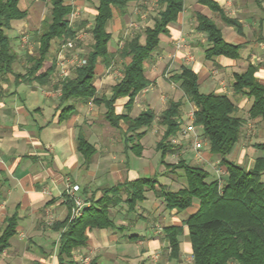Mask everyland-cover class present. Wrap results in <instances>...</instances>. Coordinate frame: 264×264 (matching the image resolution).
Here are the masks:
<instances>
[{"label":"crops","instance_id":"crops-1","mask_svg":"<svg viewBox=\"0 0 264 264\" xmlns=\"http://www.w3.org/2000/svg\"><path fill=\"white\" fill-rule=\"evenodd\" d=\"M97 1L96 7L90 8L94 20ZM213 1L228 18L236 19L241 28L226 24L219 12L200 0H184V10L177 21L168 26V33L160 36L158 48L145 62V75L150 84L137 95L131 108L127 107L128 97L116 102L117 115L136 118L146 111L155 114L151 128L141 130L140 133L146 132V135L135 142L142 147L141 155L132 149V144H127L126 122L121 120L119 127L110 125L104 105H97L93 100L61 102L63 82L73 78L82 66L71 65L70 76L62 81L60 55L76 56L80 62L87 59L94 46L91 33L94 21L88 25L90 36L82 32L87 23H79L83 4L65 0L73 7L69 20L76 36L53 40L41 69L32 77L29 76L30 57L36 56L40 47L41 30L36 26L40 21L43 27L45 20L40 8L47 3L40 2L37 12L35 1L26 4L32 14L20 8L28 15L24 20L14 22L8 32L17 60L12 73L0 74V234L5 230L6 220L17 216L16 234L10 240L9 248L0 255V264H60L61 234L67 230L65 221L72 219L67 198L68 183L80 186V195L89 207L105 190L143 178H157L158 188L166 186L174 192L186 187L182 170L172 171L169 167L177 164L175 156L187 164L204 168L212 179H226L221 158L210 153L205 141L204 149L199 152L187 149L190 138L180 132L172 139V143L180 148L177 155L168 154L163 158L157 148L166 131L161 125V116L171 102L182 103L181 130L194 124L197 107L173 80L183 68H189L197 75L203 94L226 95L237 107L236 116L244 120L241 138L227 160L249 172L258 158H264V149L258 147L264 144V120L250 117L253 98L237 94L234 89V74L244 73L250 65L256 68L255 77L264 85V3L258 6L254 0ZM153 9L157 12L153 13ZM161 9L160 0H130L125 15L114 11L107 25L111 34L110 53H117L137 35L144 45V32L155 26ZM200 14L224 25L220 28L216 23L226 42L241 47L238 59L207 58L210 43L207 35L197 30ZM140 23L147 24L146 28L142 30ZM129 26H136L133 33L138 32L130 34ZM24 37L28 38L27 44L23 42ZM89 37L90 42L86 43ZM30 40L34 41V46L29 45ZM129 62V58H117L110 67L102 62L97 65L94 80L97 98L112 96L113 88L123 77L124 65ZM52 68L47 79H37ZM197 131L202 135L201 128ZM82 137L95 149L88 164L79 151ZM145 197V201L129 209L125 202L127 195H124V203L110 209L114 226L88 230L86 245L73 252L74 261L77 264H192L189 231L184 222L198 211L199 203L194 202L192 207L178 211L169 210L165 200L153 191L146 192ZM174 226L184 229L179 238L177 259L171 257L165 231Z\"/></svg>","mask_w":264,"mask_h":264},{"label":"trees","instance_id":"trees-1","mask_svg":"<svg viewBox=\"0 0 264 264\" xmlns=\"http://www.w3.org/2000/svg\"><path fill=\"white\" fill-rule=\"evenodd\" d=\"M33 1L49 2L51 11L38 36L40 47L37 55L30 57L31 77L41 69L53 40L74 39L76 36L69 20L73 7L66 4L65 0ZM129 1L99 0L91 29L93 50L87 55L86 64L76 70L74 77L63 82L61 102L74 99L87 103L93 100L97 105H104L106 120L110 125L119 127L121 120L126 122L127 144H132V149L141 155L142 147L135 142L146 135V132L140 131L151 128L155 114L146 111L136 118H130L117 115L115 105L118 99L128 97L127 107L131 108L137 95L150 84L145 75V62L158 48L160 36L168 33V26L176 22L184 10V0H160L162 9L159 11V19L154 27L145 30V44H141L140 36L137 35L127 41L121 50L112 54L109 51L111 34L108 33L107 25L113 18L114 11L120 15L127 13ZM254 1L258 6L264 3V0ZM20 2L21 0H0V74L4 75L13 72L17 60L8 32L12 30L14 22L22 21L28 15L27 11L20 9ZM200 3L219 12L226 24L241 28L239 22L228 18L215 1L200 0ZM197 30L207 35L210 43L206 50L208 59L219 56L239 58L241 47L226 42L213 20L200 14ZM117 58L130 59V62L124 65L123 77L113 88L110 98H97L94 86L96 67L100 62L110 67ZM52 72L53 68L37 79H47ZM255 72L256 68L250 65L244 73L234 74V89L237 94L253 98L250 117L264 120V85L255 77ZM173 80L180 84L184 95L197 107L194 125L202 129V136L210 147V153L221 158V164L227 172L226 179H212L204 168L187 164L181 159L177 164L169 165L172 171L182 170L187 181L186 187L177 192L166 186L158 188L157 178L125 182L105 190L99 200L93 201L85 208L81 217L65 221L67 230L61 234L59 245L60 264H77L73 259V252L86 245L88 230L114 226L110 209L124 203V195H127L125 202L129 209H134L145 201L148 191H153L155 195L163 198L169 210L184 211L192 207L194 202L199 203L198 211L184 222L189 231L192 264H264V158H258L254 169L249 172L242 166L228 161L227 157L239 142L244 125V120L236 116V105L226 95L203 94L197 75L189 68H183ZM181 107V102H171L161 116L160 122L166 131L157 148L163 158L168 154L177 153L180 149L172 143V139L181 132ZM258 147L264 149V144ZM79 151L84 155L86 163H90L95 149L84 137L79 140ZM67 198L72 208L73 202ZM16 226V215L6 220L5 230L0 234V255L9 248L10 240L16 234ZM165 231L172 251L171 257L177 259L180 254L179 238L184 229L174 226Z\"/></svg>","mask_w":264,"mask_h":264},{"label":"built area","instance_id":"built-area-1","mask_svg":"<svg viewBox=\"0 0 264 264\" xmlns=\"http://www.w3.org/2000/svg\"><path fill=\"white\" fill-rule=\"evenodd\" d=\"M23 42L27 44L28 38L24 37ZM85 64H86L85 59H82L80 62H77L76 56L65 57L64 55H60L59 57L60 79L63 81L70 76L71 65L76 67V66H83ZM181 134L184 137L194 138V150L199 152L203 149L204 141L200 137V134L197 131V127L193 123L182 129ZM80 191H81L80 186L68 183L67 196L73 202V206L71 208L72 219L81 217L87 206V203L80 195Z\"/></svg>","mask_w":264,"mask_h":264},{"label":"rangeland","instance_id":"rangeland-1","mask_svg":"<svg viewBox=\"0 0 264 264\" xmlns=\"http://www.w3.org/2000/svg\"><path fill=\"white\" fill-rule=\"evenodd\" d=\"M31 1L32 0H24V1H22L21 3H20V8L21 9H23V10H27L28 11V13L30 14H32V10H31V8H29L26 4H30L31 3ZM73 1H76V2H80V3H82L83 5H81L80 7V15H79V23H81V22H86L87 23V26L85 27V28H83V34H87V36H90V32H89V30H90V28L88 27V25L89 24H93V21H94V15L92 14V10H90V8L92 9V8H95L96 7V4H97V0H73ZM25 2V3H24ZM68 2H71V0H68ZM41 5V3L40 2H36V4H35V8H36V12H37V8H38V6H40ZM31 7V6H30ZM40 11H41V16H43V18H44V20H47V19H49V17H50V11H51V6H50V3H47V4H43L42 6H41V8H40ZM152 12L154 13V12H157V9H153L152 10ZM151 16V15H150ZM131 18L133 19H135V16H131ZM43 20V21H44ZM78 20V19H77ZM131 22V20H129V23ZM217 23V22H216ZM38 25L36 26V28H39L40 30H42V28H41V22L39 21V23H37ZM149 24H150V22H149ZM218 24V23H217ZM146 25L147 24H144V23H140V26H143L142 27V30H143V28L145 27L146 28ZM219 25V27L220 28H223L224 27V25H222V24H218ZM134 27H136V26H129L128 28H127V30L130 32V34L132 33V34H134L135 32H138L137 30L133 33V28ZM13 33H11L10 35H12ZM135 35V34H134ZM90 40V37L89 38H87L86 39V43H88V42H90L89 41ZM30 43H31V46H34V45H32L33 43H34V41L32 42L31 40H30V42H29V45H30ZM28 45V46H29ZM114 72V71H113ZM199 132H201V131H199ZM201 134V133H200ZM200 137L202 138V140L203 141H205L204 139H203V136L202 135H200ZM190 139L188 140V142H187V149H194V138L193 137H189ZM205 143H207L206 141H205ZM203 149H204V147H203ZM202 149V150H203ZM179 153V151H177V153L175 154V155H177ZM174 160L178 163L180 160H181V157H178V156H175V158H174ZM182 174H183V172L182 171H180ZM218 173H220V172H218ZM184 176V175H183Z\"/></svg>","mask_w":264,"mask_h":264}]
</instances>
